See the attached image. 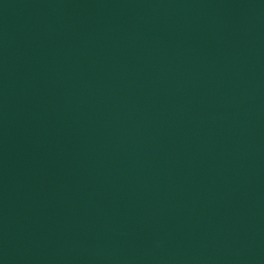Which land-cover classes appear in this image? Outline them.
I'll use <instances>...</instances> for the list:
<instances>
[{"label":"water","instance_id":"obj_1","mask_svg":"<svg viewBox=\"0 0 264 264\" xmlns=\"http://www.w3.org/2000/svg\"><path fill=\"white\" fill-rule=\"evenodd\" d=\"M0 264H264V0H0Z\"/></svg>","mask_w":264,"mask_h":264}]
</instances>
